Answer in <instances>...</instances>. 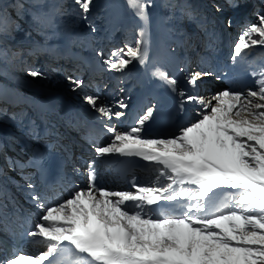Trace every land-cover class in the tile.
<instances>
[{
	"label": "snow or ice",
	"instance_id": "6c2138e0",
	"mask_svg": "<svg viewBox=\"0 0 264 264\" xmlns=\"http://www.w3.org/2000/svg\"><path fill=\"white\" fill-rule=\"evenodd\" d=\"M73 3L88 28L95 31L88 19L93 0ZM227 3L239 8L244 0ZM126 4L136 17L147 21L151 0H126ZM186 14L192 17L191 12ZM42 22L50 26L52 19L45 17ZM10 27L11 21L0 16V32ZM145 34L141 28L140 39L107 58L100 53L102 62L118 73L133 61L144 65ZM257 45L264 46V10L240 33L233 47V64L242 52ZM29 75L46 78L39 69H30ZM250 75L251 87H226L207 102L179 91L180 111L191 102L200 104L202 111L197 120L180 126L171 137L142 138L155 106L148 107L128 129L119 131L105 124L111 139L95 146L85 187L77 186L69 198L54 206H46L35 191L30 193L40 215L27 235L39 238L47 251L38 256L13 253L0 259V264H264V66ZM153 76L177 91L178 81L167 71L156 68ZM203 77L222 79L219 71H200L192 73L187 83L195 87ZM69 79L73 90L83 87L81 79ZM84 100L108 120L125 116L99 96L85 95ZM118 107L127 109L128 105L120 102ZM113 156L152 162L158 173L156 183L147 187L133 184L135 191H109L98 186L96 165L110 162ZM46 160L45 154L35 152L30 163L44 174ZM28 187L34 189L35 185L29 182ZM223 188L238 192L225 199L228 206L210 204L214 190ZM160 201L178 202L181 213L146 210Z\"/></svg>",
	"mask_w": 264,
	"mask_h": 264
},
{
	"label": "rangeland",
	"instance_id": "374dc122",
	"mask_svg": "<svg viewBox=\"0 0 264 264\" xmlns=\"http://www.w3.org/2000/svg\"><path fill=\"white\" fill-rule=\"evenodd\" d=\"M151 5L150 8L154 14L160 16L166 26L165 38L171 39L167 44V49L172 51L173 57L177 56V59H182L188 53L189 56L194 53L195 60L197 59L199 62L215 61V56L218 55L216 50L220 43L217 42V45L214 44L209 48L205 47V45H210L209 32H205L207 28L212 25L218 28L216 25L221 26L222 24L221 27L227 29V32L224 33L223 43H229V48L226 50L225 47H220L218 50H221L222 53H228L231 57L233 54L232 47L238 41L240 33L247 25L256 22L257 12L264 10V0H244L242 6L246 9L245 17L239 19L237 13H232V10L239 11L240 7H229L227 0H151ZM217 6H219L220 11H217ZM127 7L126 0H93L92 11L88 17L95 26V31H92L88 28L85 20L78 15V9L73 0H0V16H6L11 21V27L6 32H0V87H4V89H0V129L29 135L31 126L35 127L37 133H40V127H43L45 129L44 135H50L57 142L59 147L56 146L55 148L59 151L60 147H63L67 157H70V160L63 161L65 164L72 163L80 166L83 160L88 163L94 159L95 146L106 144L111 139L104 125L112 121L118 123V120H108L97 112L94 115L98 120L90 117L88 112H92V109L85 102L84 96H99L103 102L112 106L113 111H120L119 103L123 102L125 97L131 96L133 88H140L131 79L130 82L133 83V86L129 85L128 88L121 90L123 81L116 78V82L119 84H115L112 78L108 79L109 69L99 55L102 53L107 58L111 52L124 49L125 46H131L140 39L141 28L138 29L137 26L128 24V20L132 19L133 14L128 11ZM198 8L203 9V13L200 15H196L194 11ZM188 12L192 13L191 18L186 14ZM45 17L52 19L50 26H46L42 22ZM210 20L212 22L208 27V23H204ZM229 20L231 26L228 25ZM74 23L77 26L72 27ZM204 28L205 30H203ZM125 31H127L126 36L124 35ZM183 32L189 33L186 42H191V45L193 42V48L189 47L187 51V45L173 44L178 38L183 39ZM80 38L82 40H79ZM198 40H201V46L198 44ZM57 42L67 45L69 56L72 58L67 55L68 51L57 49L59 47ZM170 42L171 44H169ZM260 48L262 49L264 46H260ZM257 49V46H252L248 49L249 54L254 56V51ZM202 51L209 52L208 56L199 55ZM81 57L84 59L83 64L86 63L94 69L91 70L93 77L90 82L87 81L88 70L82 64ZM257 59L264 66V53ZM195 60L192 62V70L186 72L185 81L188 80V75L192 74L193 71L200 72L196 70L197 63ZM221 63L225 65L224 60ZM65 64L72 65L77 70L66 67ZM179 66L181 74L184 75L185 66H181L180 62ZM30 69H39L46 74V78H33L29 75ZM22 71H24V75L21 74ZM69 78L81 79L83 87L73 90V84ZM209 80L213 86H219L222 80L233 87L238 86L234 81L223 79V77L219 81L214 77ZM198 82H200L199 86L202 90L204 78ZM210 87L209 84L207 88L205 86L207 93L210 92L208 91ZM181 90L183 89L177 90L175 96L179 103L181 100L179 91ZM55 92H58L59 96ZM211 98V96L206 97L205 95L204 100L207 102ZM48 99L57 105V108L52 111V118L45 117L46 114L41 113L38 117V123L28 125L25 121L28 105L25 103L34 104L37 101L46 108L45 104ZM151 103L148 102L142 106L137 113V118L148 107H151ZM64 104L75 111V116L71 112H63L61 107ZM195 104L200 105L196 102ZM197 109L194 108V105L185 107L187 110L185 116L189 118V121L182 125L199 118L198 113L201 111H197ZM188 112L190 115H187ZM178 114H180L178 109L168 113L173 120ZM32 116L34 117V115ZM83 116L86 118L84 119ZM121 119L123 120V118ZM136 122L137 120H133L132 124L128 126H135ZM97 124H100V130H98ZM179 127L176 130L169 129V131L157 136L149 133L147 138L171 137L178 131ZM86 130L92 131L94 135L86 134ZM57 134L58 137L56 138ZM18 139L15 133L0 137V183L3 182V185L6 186H14V197L20 202L19 207L24 208L25 212L32 216L31 214L36 211L37 206L35 203L31 205L33 201H24L25 196L22 195L26 194L27 180L32 181L35 174V169L27 161L26 153L29 152L31 146H28V151L24 147H13L12 145L17 144ZM18 151L24 155L18 156L16 154ZM11 158L13 159L11 160ZM18 158H22V160L17 161L19 164L12 166L13 161L18 160ZM13 170L15 173L10 172ZM84 173L83 181L85 182L87 171L85 170ZM135 176L136 174H132L131 179L134 180ZM156 177L157 174H147L145 179H138L137 184L146 187L153 186L156 183ZM97 178L99 183L103 181L107 183L108 181L105 174H99ZM76 187V185L73 186L65 180L60 181L48 191L56 190L61 193L62 198L53 197L46 206H54L62 202L65 197L72 194ZM114 187L117 191H135L132 186ZM237 192L238 190H226L227 197L236 195ZM44 247L39 241L36 245V253L32 255H38Z\"/></svg>",
	"mask_w": 264,
	"mask_h": 264
},
{
	"label": "bare ground",
	"instance_id": "6f19581e",
	"mask_svg": "<svg viewBox=\"0 0 264 264\" xmlns=\"http://www.w3.org/2000/svg\"><path fill=\"white\" fill-rule=\"evenodd\" d=\"M242 8V9H241ZM128 11L133 14V17L131 20H128V24L137 26L138 29L140 28H145V45L144 48L146 50V63L144 65L139 64L137 61H133L127 69L124 70L122 73L114 72L112 70H109V77L108 79L112 78V81H114L115 84H119L116 82V78L121 79L123 81V84L121 85L122 88H128L129 85L133 86V83H137L140 88H133L132 94L129 97H125V100L123 101L128 105L127 109H120V111L125 112V116L122 118H126V114L129 116L127 119L130 117H133L134 119L137 118V113L139 109L142 107V105L152 102L151 107L155 106L153 109V117L147 121L144 125L143 131H142V138H147L149 133H152L153 135L157 136L159 134H163L169 129L176 130L179 126L182 124L186 123L189 121V118L185 116V113L187 110H185V107L187 106H193L194 108H198L197 111H202V106L199 105L197 106L195 102H191L188 104L184 105V110L180 111V114L176 116V118L173 120L171 117L168 115L169 111H175L176 109L179 110V105L180 103L175 99L176 92L171 91L169 85L160 80L157 79L155 76H153V72L156 70V68H161L164 71H167L171 77L176 78L178 81L177 85V90L183 89L186 93L198 96V97H212L214 94H216L218 91L223 90L224 88H233V89H245L244 88V83L245 86L251 87L253 85V78L251 77L250 73L252 72L253 69H259L262 65L259 63V60L257 57H261V55L264 53V48H260L259 45H257V50H255L254 56L249 54V50H245L242 52L240 57H237V62L233 64L231 57L229 56L228 53H220L215 57V62H199L197 59L195 60L194 58V53L189 56L185 55L182 59H177V56L173 57L172 51H169L167 49V44L171 39L165 38V31H166V26L163 23V20L161 19L160 16H157L154 14V11L149 8V16L147 21H142L138 17H136L133 13V11L127 7ZM245 8L243 6L240 7L239 11L238 10H232V13H237V16L239 19L245 17ZM196 15H200L203 13V9H194ZM114 12V11H113ZM115 13V12H114ZM212 20L209 22H205L204 24L208 23V27H210ZM215 25V24H214ZM77 26L76 23L72 24V27ZM209 29V30H208ZM205 30V28L203 29ZM126 32H124V35L126 36ZM205 32H209L208 34V40H212L210 44H216L217 42L220 43L218 44L219 47H225L227 50L229 48V43L224 44L223 41L225 39L224 33L227 32L226 28H220V26L217 28L215 26H211L210 28H207ZM184 35L183 39L178 38L173 44L174 45H187L186 51L189 47L193 48V42L191 45V42H186V39L189 36V33L183 32ZM191 36V35H190ZM79 40H82L81 38ZM199 42L201 40H198ZM59 47H57L58 50L62 51H68L67 55L69 56V48L67 47L66 44H63L61 42L56 43ZM171 44V42L169 43ZM223 44V46H222ZM217 45V44H216ZM234 47V46H233ZM232 47V49H233ZM190 48V49H192ZM183 49V47H182ZM209 53V52H208ZM199 55L206 56L207 52H201ZM214 56V55H213ZM70 57V56H69ZM72 58V57H70ZM40 59V58H39ZM82 60L83 64V57L80 58ZM194 60L197 63V69L199 71H212V72H217L219 71L221 77L225 78L226 80L229 79L230 81H234L235 84L238 86H231L228 84L225 80H222L219 86H213L210 82V78L212 77H203L204 78V83H203V89L200 90V86L198 82V85L195 87L192 85H189L187 83V80L185 81V78L187 76L186 72L192 70V62ZM208 61V59H206ZM225 60V67H223V64L221 66L220 61ZM182 61V62H181ZM179 62L181 66H185V74L182 75L179 69ZM178 64V68H177ZM86 69L88 70L87 72V81L91 80L93 76L91 73V70H94L90 68L86 63L83 64ZM66 67L72 68L74 70H77L74 66L65 64ZM24 71L21 72V74ZM195 71H193L194 73ZM191 75V73H190ZM188 75V77L190 76ZM132 79V82H130ZM93 82V81H92ZM210 85L211 87L207 90L205 89V86L207 88V85ZM243 84V85H242ZM223 88V89H222ZM120 90V91H121ZM206 92V93H205ZM57 96H59L58 92ZM208 95V96H207ZM102 101V100H101ZM65 102V101H64ZM103 102V101H102ZM28 105V114L27 117L25 118V121L28 123V125H32L33 123H38V117L41 113L44 115L46 114L45 117L52 118V111L57 108V105L55 102H53L51 99H48L46 101V108L41 106L37 101H35L34 104H27ZM63 112H71L73 116H75V111L72 109L68 108L65 104L61 107ZM96 112L92 110V112H88L89 116L92 117L93 119H96V116L94 115ZM34 115V117L32 115ZM187 115H190L189 112ZM32 117V119H31ZM84 119L86 116H83ZM108 124L115 126L117 130L122 131L125 129H128L129 127L127 126L128 123H121V119L118 120L117 122H109ZM98 130L100 127V124H97ZM15 133V136L18 137L19 139L17 140V144L12 145L13 147H24L26 151H28V146L38 148L44 152L46 157L52 159V167L55 168L57 173H59L60 179L63 181L65 180L66 182H70L71 185H76L81 188L85 187L88 183V163H86L85 160L82 161L80 166H77L76 164L72 163H66V165L63 161L64 160H70V157H67V153H65V150H63V147H60V150L58 151L55 147L58 146L57 142L52 139L50 135H44L45 134V129L43 127H40V133H37L35 130L34 126H31V131L29 135L17 133V132H12V130L8 129H0V137L3 135H8V134H13ZM108 133V132H107ZM86 134H93L94 133L90 130H86ZM58 137V134L56 138ZM109 141V140H108ZM59 147V146H58ZM18 156L22 157L24 154L20 153L19 151L16 153ZM27 161L30 163L32 160V154L31 152H27ZM64 155V158H63ZM66 157V158H65ZM13 158H11L12 160ZM86 159V158H84ZM22 158H18V160L13 161L12 166H15L16 164H19L17 161H21ZM60 161L63 162L62 165ZM117 165V162L115 160V156L110 158V162H105V161H100L96 165L97 172L99 174H105L108 177L107 183L103 181L102 183L98 182L97 178V185L104 187L106 190L109 191H117V189L114 186H123L124 188L132 186L133 184L138 183V179L142 177V179L146 178V173H149L150 175H158V173L155 171L156 166L154 164H150L149 168L144 172H139L137 173V176L134 178L132 181H124L120 177V173L116 172L115 167ZM66 168V169H65ZM78 169L79 171H76ZM85 170L87 171V179L85 182L83 181V177L85 175ZM11 173H15V171H10ZM36 174L38 173V170H35ZM34 174V179L32 181L27 180V187H26V194H22L25 196L24 201H29L31 202V196L30 193L35 191L38 193L43 201V203L46 205L48 204L53 197H61V193L58 191H51L49 192L47 189L42 187L40 185V182H38L37 175ZM98 174V175H99ZM36 179V180H35ZM76 179V180H75ZM35 180V181H34ZM35 185L34 189H30L28 187L29 182ZM38 182V183H37ZM161 182L166 183L163 179ZM13 185H3V182L0 183V237H5L8 238L9 234V226L5 224L6 220H12L14 221L18 226L21 228H25L29 231H31L34 228V225L39 219L40 215V210L36 207V211H34L30 216L28 215L24 208L19 207L20 202L17 200L16 197H14V189ZM227 188L223 189H216L214 190L216 195L212 198V201L210 204H221L224 205V201L227 198V193H226ZM232 190L233 189H229ZM237 191V190H235ZM28 192V193H27ZM20 195V194H19ZM71 195V194H70ZM65 197L64 199H67L70 197ZM27 198V199H26ZM182 203V202H181ZM34 202L31 203L33 205ZM129 207H132L131 203H129ZM147 209H151L153 212L156 214H162V213H168L170 215H178L181 213L182 209L179 206L178 202L173 201V202H167V201H160L158 204H155L153 208H150L147 206ZM167 209V210H165ZM217 210L216 207H211V211ZM28 249H25L22 254H30L34 255L36 253V245L39 242V238H33L28 236L26 239ZM42 246H45L42 250L41 253L38 255L44 253L47 251L46 245H44L41 242ZM36 255V256H38ZM5 258L4 257V252L2 251V244L0 243V259ZM47 264V262H45Z\"/></svg>",
	"mask_w": 264,
	"mask_h": 264
},
{
	"label": "trees",
	"instance_id": "16d2710c",
	"mask_svg": "<svg viewBox=\"0 0 264 264\" xmlns=\"http://www.w3.org/2000/svg\"><path fill=\"white\" fill-rule=\"evenodd\" d=\"M21 1H22V0H21ZM0 89H4V87H3V86H1V87H0Z\"/></svg>",
	"mask_w": 264,
	"mask_h": 264
}]
</instances>
